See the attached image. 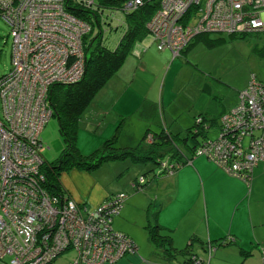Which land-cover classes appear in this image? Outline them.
<instances>
[{"label":"built area","instance_id":"2783aa9c","mask_svg":"<svg viewBox=\"0 0 264 264\" xmlns=\"http://www.w3.org/2000/svg\"><path fill=\"white\" fill-rule=\"evenodd\" d=\"M160 5L147 28L154 31L157 50H169L175 57L205 33L264 34V0H161ZM65 9V0H0V16L8 22L13 39V70L0 78V226H4L0 229V264H53L72 251H82L83 256L74 255L70 264H102L138 252L136 243L112 227L124 194L91 211L72 199L60 201L46 193L41 170L45 147L40 135L52 117L49 91L55 84L75 83L86 71L81 48L87 26ZM31 18L45 28L29 32ZM53 23L57 25L50 30ZM57 46L62 47L61 53ZM76 51L81 52L79 58L73 55ZM40 57L52 71L37 79ZM48 78L57 83L50 85ZM222 123L199 154L250 187L255 167L264 165V86L254 76ZM94 213L101 214L99 235L92 230L97 222ZM84 227L88 231L82 235ZM113 235L117 240L101 244L102 254L94 255L100 238ZM82 242H90L89 251Z\"/></svg>","mask_w":264,"mask_h":264},{"label":"crops","instance_id":"0c3cea01","mask_svg":"<svg viewBox=\"0 0 264 264\" xmlns=\"http://www.w3.org/2000/svg\"><path fill=\"white\" fill-rule=\"evenodd\" d=\"M143 42L139 41V43H136L123 67L111 79L110 83L107 84L108 86L106 85L108 88L101 94V98L98 100L94 99L95 101L91 104V109L88 108V112L83 116L81 126H84L91 132V136L86 138L83 144H80L78 139V145L84 154H89L99 148L104 140L109 135L111 136V132L115 127L114 124L120 120L128 123L125 127V137L119 136V143L122 147H130L128 144L132 145L138 141L140 142L145 135L144 126L147 120L153 121L155 118H159L161 123L158 121V124L163 125L164 128H170L171 132L175 130L177 131L176 133H184L186 128L189 127V124H187L184 129V125H180L168 113H164L160 117L157 116V113L148 116L150 110L154 109L158 112L157 105L149 110L145 107L148 114L143 115V112H141L140 120L135 124H132L134 123L132 115L138 114L141 108L132 113V115L125 113L121 109L127 106L123 98L128 93L132 95L130 93L134 86L140 87L142 93L145 92L146 82L142 78L139 79L138 73L141 71V68L145 71H150L152 68L149 66L151 47ZM158 52L164 54L161 56L162 59L164 57L168 58L172 54L169 50ZM172 57L176 59L173 54ZM154 88L155 86L150 87V91L148 92L151 93ZM140 91H138L139 94ZM149 94L146 95L147 106L152 107L149 105L151 102ZM132 97L138 100V95L134 94ZM114 101L116 104L119 103L118 107L120 109L116 113V118L112 117L109 113H105L106 108L110 107V104ZM120 103H122L121 107ZM109 116L111 117L109 118ZM109 128H112V130H108ZM109 131L110 133H108ZM102 132H105L103 137H101ZM141 132L142 137L140 138ZM125 166L129 167V164H125ZM101 178L100 175L98 176L94 173H82L73 170L61 175V183L65 193L70 198L77 201L80 205L92 208L115 194L113 190H110L101 181ZM156 185L159 188L157 190L136 192L133 196L130 195L125 203L123 212L114 220V229L130 236L138 247L136 256L127 258L119 264H145L147 262L146 259L140 256L139 246L136 242L137 235L132 228L127 226L126 220H134V212L136 211L139 214L142 212L140 218L136 216V220H141V227L146 229L148 240V228L157 222L160 226L172 230L173 245L178 250L187 247L193 237L197 241L202 242V245L206 249L199 247V250L208 253L207 264H227L228 259H230L229 264H232L231 261L233 259L236 262H240L243 259L244 262L242 264L249 261L253 264L263 263V166H258L254 170L252 185L249 188L247 184L234 179L226 171L208 160V158L199 156L195 157L190 164L172 174L170 178L161 179L159 185ZM162 198L167 202V211H170L168 214H162L161 212L158 214L154 209H151V205L155 203L154 200L158 201ZM183 198H186L188 206L184 203H178ZM130 202L136 211L130 210ZM174 204L178 205L179 211L173 209ZM228 236L237 238L238 244L217 246L213 243L219 238ZM213 245L216 247L213 248ZM242 251H247L248 256L245 257L241 253ZM72 259L73 254L68 253L61 256L53 264H70Z\"/></svg>","mask_w":264,"mask_h":264},{"label":"trees","instance_id":"16d2710c","mask_svg":"<svg viewBox=\"0 0 264 264\" xmlns=\"http://www.w3.org/2000/svg\"><path fill=\"white\" fill-rule=\"evenodd\" d=\"M82 1L83 0H65V8L68 13L76 18L87 20L92 30L83 39L82 50L86 66L84 76L73 84H55L50 88L51 91H49L47 98L48 109L52 112V117H55L58 121L59 130L63 139V149L58 158L53 162H49L44 157L46 148L42 153L44 165L41 170L43 172L42 174L45 176L44 186L46 188V193L52 197H56L60 201L63 199H72L65 193L61 183V175L63 173L73 170L82 173H93L100 169L101 165L104 163L124 162L126 159L138 160L147 165H153V168L143 170V175L136 178V182L133 183L134 185L132 184L136 192H147V190L159 189L156 184L159 185L161 179L170 178L172 174L176 173L180 168L190 164L195 157L199 156L208 158L212 163L226 171L215 161H212L207 155H200L199 152L215 137L211 135V129H215V132L220 131L223 127V117L230 113L237 102L231 108H227L223 105V97L219 95V92H214L210 84L207 83L203 89L212 97L211 104L206 111L200 112L195 117V123L188 127L184 133H173L166 127H161L157 132L149 128L137 147H122L119 143V136L124 120H120L114 135L106 138L99 148L93 150L89 154H84L81 151L78 145V139L83 116L101 90L118 74L119 70L125 64L128 55L131 54L129 52L132 51L136 43L143 40L149 34L146 25L156 11L161 9V0H144V3L137 8L128 7L129 5L127 6L130 0H89V2L93 1V9L99 7L100 9L97 10L98 12L103 11L105 16L108 17L111 15L109 20L114 22V29L120 27V33L118 35L111 37L106 36L105 38L100 30V26H98L97 20H95V13L88 12L82 8L80 6ZM262 34L263 33H255L239 36L225 33H205L199 35L193 44L187 46L179 57H182V55L187 53L191 47L200 41L205 42L209 47H215L225 41L222 37L216 39L211 38L213 35H228L231 38H244L250 35L261 36ZM253 50L257 52V55L264 58V44L262 47L259 48L257 46ZM11 69L12 65L10 70ZM253 76L257 82L264 86V82L259 80L256 75H252L251 80ZM209 78H211V76ZM221 83L220 81L217 83L220 88ZM248 86L246 88H248ZM153 107L154 106L149 107V109ZM142 112L143 115L148 114L146 108L143 109ZM156 113L157 111L154 109L150 110L148 116L155 115ZM42 132L40 135L41 142ZM42 145L45 147L43 142ZM244 147L247 148L248 145L245 144ZM146 164L138 165L144 168L147 166ZM258 166H263L264 169L263 163ZM258 166H256L255 169ZM230 176L233 177L232 175ZM233 178L237 179L235 177ZM139 179H141V182L138 181ZM237 180L245 183L242 180ZM251 185L252 174L250 187ZM123 194L125 195L127 193ZM112 199L113 198H106L96 207L101 206L102 203L112 201ZM72 200L75 201L74 199ZM75 202L78 203L77 201ZM114 231L116 230L114 229ZM148 231L149 240L155 250V256L161 260V264H207L206 261L200 259L195 250L196 246L202 249H206V247L202 245V242L197 241L196 238H191L187 247L178 250L173 245L172 230L164 228L156 222L149 226ZM123 234L135 243L130 236L125 233ZM215 241L216 242L213 243L217 246H232L238 244L237 238L235 239L231 236L222 237ZM215 247L216 246L213 248ZM241 253L245 257L248 256L247 251H242Z\"/></svg>","mask_w":264,"mask_h":264},{"label":"rangeland","instance_id":"374dc122","mask_svg":"<svg viewBox=\"0 0 264 264\" xmlns=\"http://www.w3.org/2000/svg\"><path fill=\"white\" fill-rule=\"evenodd\" d=\"M23 1L26 3L27 0H23ZM137 1L130 0V3H127V6L129 5L128 7L137 8L140 5L137 3ZM132 2L133 3L135 2V5H133ZM11 6L12 5H10V7ZM80 6L88 12L95 13L96 16L95 20H97L98 26H100V30L105 38L106 36L111 37L114 35H118L120 33V29H119L120 27H116L114 29V25H113L114 22L109 20L111 15H109L108 17L105 16V13L103 11L98 12L97 10L100 9L99 7H95L97 9H93L94 8L93 1L89 2V0H83ZM10 7H8L7 9L8 11L11 9ZM17 7L18 5L16 4L15 8ZM41 8L44 7L41 6ZM78 19L81 20L85 24V26H87L86 31L83 34V36H87L88 33L91 32L92 30L91 26L89 25V22L85 19L83 20L80 18ZM27 24H28L27 30L29 32L37 33L39 27L45 28V25H43L41 22H36V20H34L33 18H31V20H29ZM56 25L57 24L53 23L49 27V29L50 30L53 29ZM147 26L148 25H146V28ZM10 31L11 29L8 22H6L0 16V77H2L4 74L5 75L3 77L7 76L8 75L7 73L9 72L11 73L13 70V69L10 70L12 40H13ZM147 31L149 34L143 40L141 39L140 40L142 42L144 41L143 42L144 44L151 47L150 48L151 52L149 53L151 57L149 66L152 68V70L145 71L141 68V71L138 73L139 79L142 78L146 82V86L144 88L145 94L140 91L141 90L140 87L134 86L130 94H132L133 96L134 94L138 95V100L134 99L132 95H129L128 93L123 98V100H125V102L127 103V106L121 108L125 113H128L130 115H132V113H134L139 108H141L138 114L132 115V121L134 122L132 124H135L140 120L139 118L141 117L140 115L142 110L145 109V107L148 105V101H146V95L150 93L148 91H150V87L153 86H155V88L149 94V99L151 101L149 105L150 106L157 105L158 107L157 116L160 117L164 113H168L169 115H172L180 125H184V129H185L186 128L185 126L187 124H189V127L190 125L192 126L195 123V117L200 112L206 111L211 104L212 97L207 91H204L203 89L206 83L210 84L214 92L216 93L219 92V95L223 97V105L226 106L227 108H231L237 102V93L239 91H243L249 85L252 75H256L259 80L264 82V58L257 55V52H254L255 50H253L257 46L259 48L263 46L264 34H262L261 36L250 35L244 38H237V37L231 38L228 35H224V36L213 35L211 38L216 39L222 37L224 38L225 41L221 42L219 45L215 47H209L208 45L205 44V42L200 41L199 43H196L193 47H191L185 55H182V57L173 59L172 54L169 53L170 57L168 58L164 57L162 59L161 56L164 54L158 52L156 48V44L153 40V36L151 35L154 34V31H151L148 28ZM57 47L59 52L61 53L62 47L61 46H57ZM82 48H83V44H82ZM73 55L74 57L79 58L81 56V52L76 51L73 53ZM36 56H39V54H36ZM40 60L41 61H39L37 65V71L35 72V76H34L37 77V79L43 78L44 75L52 71L51 66H48L44 58L40 57ZM54 74L58 76L59 72L57 73L55 72ZM210 76L211 78H209ZM12 78L14 80L15 79L19 80L17 75L15 76L12 74ZM56 80H54L53 78H48L46 82H49V84L52 85L53 83H57ZM218 81L223 83V85L221 83V88L219 87V85H217ZM107 86L101 90V92L95 98L96 100L101 98V94H103V92L108 88ZM138 91H140V94ZM118 104L119 103L116 104L114 101L112 104H110L111 105L110 107L106 108L105 113H109L112 115V117L116 118V113L118 110H120ZM121 104L122 103H120V107ZM89 108L91 109V105L89 106ZM147 109L149 110V106L147 107ZM89 113L91 112L89 111ZM110 117L111 116H109V118ZM158 121L161 123L159 118L158 119L155 118L153 121L147 120L144 126L145 133L149 128L157 132L161 129V127H164L163 125L158 124ZM118 123L119 121L116 124H114L115 127L113 126L114 127L113 130H112L113 127L111 129L110 128L108 129L110 131L112 130L111 136L114 135V133L116 132ZM127 125H128L127 122L123 124L120 131L121 133L120 136L125 137L126 135L125 127ZM110 131L108 133H110ZM14 132H16V130ZM173 132L176 133L177 131L173 130ZM102 133L103 134L101 135V137L105 135V132ZM210 133L212 136H214L215 129H211ZM141 134L142 132L140 133V135ZM90 136H91V132L84 126L80 125L79 143L83 144L85 139ZM141 137L142 135L140 136V138ZM41 139L46 148V151L44 152V157L49 162H53L55 159L58 158V156L60 155L63 149V139L61 137V133L59 130L58 121L55 117H52L48 122V124L46 125L44 131L42 132ZM138 142L132 145L130 144L128 145L134 148L137 147ZM20 158L18 159L20 160ZM125 164H129V167H126ZM138 164H146V163H143L138 160L135 161L133 159H126L124 162L119 161V162H112L106 164L104 163L101 165L100 169L93 172L98 176L100 175L102 177L101 181L104 182L110 190H113L115 192V194L108 197V199L114 197L122 198L123 193H127L129 196L130 195L133 196L136 193V191L132 186V184L136 182L135 181L136 178H139L141 177V175H143L142 174L143 170L145 169L148 170L153 168V165L146 164L147 166L143 168ZM138 181L141 182V179H139ZM28 188H31V186H29ZM127 194H125V197L122 198L123 204L127 202V197H128ZM150 196L152 197V195ZM16 202L21 203V200L20 199L19 201L16 200L15 204ZM154 202L155 203L151 205V209H154L156 213L158 214L159 212H161L162 214L170 213L169 210L167 211V204H166L167 202L163 200V198L159 199L158 201L154 200ZM178 203H184L185 205H187L186 198H183V200H179ZM103 204L104 203H102V205ZM130 205H131L130 210L136 211V209L133 208L131 202ZM3 206L7 207V209L13 212V209L8 208L9 207L8 203H5ZM124 206L125 205H123L119 215L116 216L115 218L121 215ZM94 209H97V207L94 208L92 207L90 210L93 211ZM173 209L176 211L180 210L177 204L173 205ZM141 213L142 212H140L139 214L137 211L134 212L135 219L126 220L127 226L132 228L134 233L137 235L136 242L139 246L140 256L146 259L147 261L145 262V264H161V260L155 256L154 253L155 250L153 245L150 244L148 240V236H147L148 234L146 232V229L141 227L142 224L141 220H136L138 217L140 218ZM100 215L101 214H95L96 218H94V220H96L97 222L95 223L94 226H92V230L97 231L98 235L100 234L101 231V229L99 228V224H101ZM169 217L171 218L170 215ZM3 228L4 226L1 225L0 229ZM87 231H88L87 227H84L82 231V235H85ZM17 233L20 234L21 230L20 229L17 230ZM2 238L4 237L2 236ZM100 239L102 240L98 242L100 248L97 251H95L94 255L102 254L103 252L102 245L105 242L111 243L110 241H112L113 243L115 240H117L114 237V235L109 236L107 238L101 237ZM81 244L85 245L86 251H89L90 242H86V243L82 242ZM69 248L72 250L73 247L71 246ZM195 250L197 251L200 259L204 261L208 260V255H207L208 253H205L203 250H199L197 246L195 247ZM75 252L77 254H75ZM72 253L73 256L74 255L83 256L81 254L82 251H80V253H78L77 251H72ZM136 255H137L136 253L131 255L128 254L123 257L119 256L120 258L116 256L115 258L118 259L115 262L107 260L106 262L105 261L102 262V264H119L121 263V261L127 258H132L133 256ZM229 260L230 259L227 260V264H229ZM231 262L232 264H242L244 261L242 259L240 262H236L233 259V261ZM244 264H253V263L249 261ZM261 264L263 263L261 262Z\"/></svg>","mask_w":264,"mask_h":264},{"label":"bare ground","instance_id":"6f19581e","mask_svg":"<svg viewBox=\"0 0 264 264\" xmlns=\"http://www.w3.org/2000/svg\"><path fill=\"white\" fill-rule=\"evenodd\" d=\"M142 3H144V0H140V5H141Z\"/></svg>","mask_w":264,"mask_h":264},{"label":"clouds","instance_id":"9594fccd","mask_svg":"<svg viewBox=\"0 0 264 264\" xmlns=\"http://www.w3.org/2000/svg\"><path fill=\"white\" fill-rule=\"evenodd\" d=\"M176 58H179V57H176Z\"/></svg>","mask_w":264,"mask_h":264},{"label":"water","instance_id":"95a60500","mask_svg":"<svg viewBox=\"0 0 264 264\" xmlns=\"http://www.w3.org/2000/svg\"><path fill=\"white\" fill-rule=\"evenodd\" d=\"M264 264V263H263Z\"/></svg>","mask_w":264,"mask_h":264}]
</instances>
